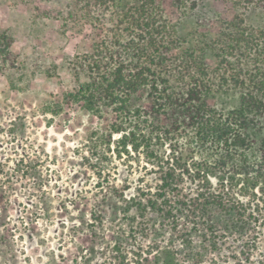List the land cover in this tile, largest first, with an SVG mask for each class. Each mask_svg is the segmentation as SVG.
<instances>
[{
    "label": "trees",
    "instance_id": "trees-1",
    "mask_svg": "<svg viewBox=\"0 0 264 264\" xmlns=\"http://www.w3.org/2000/svg\"><path fill=\"white\" fill-rule=\"evenodd\" d=\"M171 1L188 17L207 0ZM164 4L70 0L63 13L65 28L82 22L93 33L91 52L69 60L77 89L68 100L100 122L113 118L108 131L91 135V158L143 154L161 181L169 244L119 264H180L179 254L184 264H202L205 252L219 251L230 236L249 234V211L264 189V30L236 18L214 40L201 35L186 47L181 23ZM13 45L0 32V75L9 79L20 66ZM220 95L234 96L236 106H215ZM251 235L253 241L258 233ZM255 247L246 251L249 264Z\"/></svg>",
    "mask_w": 264,
    "mask_h": 264
},
{
    "label": "rangeland",
    "instance_id": "rangeland-1",
    "mask_svg": "<svg viewBox=\"0 0 264 264\" xmlns=\"http://www.w3.org/2000/svg\"><path fill=\"white\" fill-rule=\"evenodd\" d=\"M69 2L0 0V32L13 37L20 63L10 79L0 75V264H119L167 246L172 234L159 215V174L143 154L91 158V135L108 131L113 118L100 122L68 100L77 89L69 60L90 53L93 38L85 23L65 28ZM164 5L186 47L201 35L214 40L236 18L264 30V0H207L188 17L171 0ZM207 62L215 68L211 55ZM213 104L230 109L236 98ZM257 195L249 211L257 238L230 236L202 264H249L254 241L251 262L264 264V189Z\"/></svg>",
    "mask_w": 264,
    "mask_h": 264
}]
</instances>
